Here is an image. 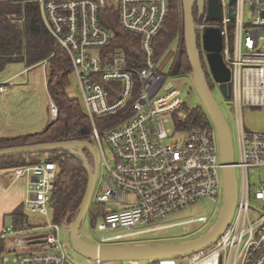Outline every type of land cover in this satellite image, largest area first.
<instances>
[{
    "label": "built area",
    "instance_id": "2783aa9c",
    "mask_svg": "<svg viewBox=\"0 0 264 264\" xmlns=\"http://www.w3.org/2000/svg\"><path fill=\"white\" fill-rule=\"evenodd\" d=\"M36 1L46 29L72 61L81 104L92 124L93 148L97 145L100 149L108 170V188L97 194L94 191L92 202L104 206L113 201L123 208L105 210L99 230L109 235L102 237L100 245H121L171 227L165 220L173 213L204 198L216 201L222 191L224 197L217 130L211 124L186 127L192 110L182 101L180 88L168 83L175 76V64L168 77L163 70L169 60L163 64L162 56L155 57L154 40L167 20L168 0ZM221 6L220 22H203L197 28L200 36L208 27L221 30L222 55L231 70L230 100L237 130L235 168L242 174L241 181L238 179V205L230 226L210 249L185 259H159L149 264H264V210L256 211L250 204L253 190L249 174L251 168L264 166V131L246 129L243 114L244 108L264 107V0H237L233 19L228 15V0H221ZM107 7L117 10L121 28L140 38L142 64L130 60L124 50L111 48L115 36L100 23V12ZM246 7L253 9V20L248 24L244 19ZM211 81L220 87L213 77ZM13 86L0 84V94ZM130 102L131 112L125 120L105 130L97 127V119L125 111ZM50 114L53 120L58 116L52 100ZM169 121L173 131L167 129ZM105 147L112 154L114 166L106 160ZM57 172L55 163L15 170L17 179L28 177L24 202L27 216L52 215ZM259 189L254 199L262 202L264 182ZM252 210L257 214L255 220L250 218ZM189 222L208 220L203 217ZM64 225L52 222L43 226L27 219L18 226L4 227L0 241L6 254L13 256L12 264H77L58 240ZM2 262L8 264L9 259L4 257Z\"/></svg>",
    "mask_w": 264,
    "mask_h": 264
},
{
    "label": "trees",
    "instance_id": "16d2710c",
    "mask_svg": "<svg viewBox=\"0 0 264 264\" xmlns=\"http://www.w3.org/2000/svg\"><path fill=\"white\" fill-rule=\"evenodd\" d=\"M181 0H168V16L162 31L154 40L155 57L161 56L168 50L173 40L181 37L183 32V12ZM25 17L23 25H12L7 15ZM101 25L113 32L115 40L111 43L112 49L124 50L130 60L137 64L142 58V43L138 36L132 35L121 28L119 14L112 7L100 12ZM203 22L210 24L206 17H200L195 10L196 26ZM199 47H202L201 36L198 33ZM182 45L175 63V76H192L191 64L186 53L185 41ZM49 60L47 90L51 100L58 107V116L45 130L35 134L21 135V137L0 138V148L21 147L23 145H36L51 142L87 141L94 145L92 140V124L82 104L68 95V86L73 74V65L67 52L60 48L56 39L44 25L40 13V6L36 0H10L0 3V72L10 64L25 63L28 68ZM140 62V63H139ZM204 71L207 74L209 86L213 88L205 58L203 57ZM130 102L125 111L97 119L96 124L100 130L125 120L131 112ZM210 121L204 107L194 109L189 114L186 127L206 126ZM90 160V152L86 150ZM43 163H55L58 172L52 191V216L56 224L71 223L79 215L81 205L86 196L89 184L88 172L82 159L69 151H54L36 155H21L6 157L0 160V171H12L22 167H34ZM91 206V205H90ZM90 209V208H89ZM92 211L93 223L104 217L105 210L102 205L94 203ZM90 212V211H89ZM14 225H20L28 219L23 207L17 208L12 214ZM6 252L5 245L0 241V256ZM152 264V263H151Z\"/></svg>",
    "mask_w": 264,
    "mask_h": 264
},
{
    "label": "rangeland",
    "instance_id": "374dc122",
    "mask_svg": "<svg viewBox=\"0 0 264 264\" xmlns=\"http://www.w3.org/2000/svg\"><path fill=\"white\" fill-rule=\"evenodd\" d=\"M182 8V0L180 2ZM245 23H251L253 20V9L250 7L245 8L244 15ZM184 37V28L181 37L172 41L168 50L162 55L161 63L165 64L166 60H169L164 67L163 72L169 77L173 65L176 62V54L182 45L181 39ZM202 44V41H201ZM169 58V59H168ZM25 67L23 64H10L0 72V84L12 83L14 86L8 88L5 96H0V138L10 137L13 135L21 134H34L46 129L47 123L50 119H53L50 114V99L48 90H46V75L44 73V67H34L26 73H21L15 78L11 77L16 74L19 69ZM4 80V81H3ZM212 80V76H211ZM174 83L182 91L181 99L187 103L190 110L203 107L202 101L197 93L196 87L192 76H173L169 78L168 83ZM213 85V95L217 102L220 104L223 115H225L228 124L233 133V144H236V132L235 129V115L232 111L231 100H225L220 87ZM68 95L72 99L78 100L81 103V90L78 89L76 76L72 74L70 79V85L67 88ZM244 125L246 129L253 132L264 131V107L259 109L244 108ZM210 124L213 126L210 116L207 114ZM55 121V120H54ZM167 129L173 131L174 125L172 121L167 123ZM235 138V140H234ZM99 156V175L98 182L95 189V194L108 188L106 179H108V170L104 164L103 156L95 146ZM106 160L114 166L112 154H110L108 148L105 147ZM90 163H92V157L90 155ZM238 179L241 181V170L237 169ZM251 189L253 190L252 199L250 204L256 211L262 212L264 210V201L260 202L254 199V194L259 191L261 182H264V166L258 168H251L249 170ZM131 199V198H130ZM223 191L220 193L219 198L216 201L210 198H204L202 201L194 205L188 206L186 209L173 213L165 221V225L171 226L158 230L157 232L146 233L138 238H131L121 245H173L175 243H188L202 238L205 234L209 233L215 225L218 223V218L223 210ZM94 202L91 203L90 212L83 219L82 226L79 230V237L83 241H86L93 245H99L102 243V237L108 236V232H102L99 227L103 224V218L99 217L96 222L93 223L92 211L94 210ZM103 209L120 211L123 208L119 207L113 201L102 206ZM256 212L253 210L250 213V218L255 220ZM30 221L40 223L43 226L51 225L53 222V216L50 214L48 217L35 216L28 214ZM205 217L208 222H189L191 220H198ZM188 223V224H187ZM58 240L63 244L65 252L68 257L77 264H95L91 259L83 256L76 244L70 239V232L64 228H61L58 233ZM9 259L8 264H12L13 256L11 254H4ZM182 263V260H178ZM0 264L2 262V256H0ZM102 264H129L127 261H114V262H102ZM139 264H149V261H140Z\"/></svg>",
    "mask_w": 264,
    "mask_h": 264
},
{
    "label": "water",
    "instance_id": "95a60500",
    "mask_svg": "<svg viewBox=\"0 0 264 264\" xmlns=\"http://www.w3.org/2000/svg\"><path fill=\"white\" fill-rule=\"evenodd\" d=\"M237 0H228V10L230 19L234 18L233 5ZM199 11L200 17L212 22H220L223 17L221 0H182L184 41L186 53L189 57L192 71V79L197 93L202 101L206 113L210 116L215 130H217L220 145V160L224 166L223 175V210L215 227L202 238L188 243H175L173 245H114L103 246L93 245L83 241L79 237V230L83 219L90 211L94 191L99 175V156L92 144L87 141H66L51 142L36 145H23L21 147L0 148V160L6 157L21 155H36L39 153H51L54 151H69L82 159L88 172L89 184L86 196L80 207L79 215L67 226L70 232V239L76 244L83 256L94 262H114V261H137L154 262L159 259H185L191 255L204 252L213 247L223 236L232 222L233 214L237 207L239 189L238 174L235 168V145L233 144V133L228 121L223 115L220 104L215 99L212 87L209 86L207 74L204 71L203 56L199 49L198 28L195 24V10ZM202 48L206 53V64L216 83L220 85V90L225 100L232 97V85L230 83L231 70L227 68L222 50L224 40L221 30L217 27H208L201 36ZM86 150L90 152L92 164Z\"/></svg>",
    "mask_w": 264,
    "mask_h": 264
},
{
    "label": "crops",
    "instance_id": "0c3cea01",
    "mask_svg": "<svg viewBox=\"0 0 264 264\" xmlns=\"http://www.w3.org/2000/svg\"><path fill=\"white\" fill-rule=\"evenodd\" d=\"M10 0H0V3L2 2H9ZM9 23L15 26L23 25L25 23V17L22 14L21 17H15L14 15H7L6 16ZM23 64L25 67H22L17 71L16 74L12 75L9 78H6L4 80H8L10 78H15L19 76L21 73H26L31 69H34V67H44V73L46 75V90H47V82H48V68H49V60H45L44 62L34 66L33 68H28L25 63H19ZM18 64V65H19ZM3 80V81H4ZM1 95V97L5 96ZM49 95V92H48ZM49 99L51 101L50 95ZM53 119H50V122L47 123V127L53 122ZM46 127V128H47ZM35 134V133H34ZM25 135V134H21ZM21 135H13L10 136L11 138L15 137H21ZM7 137V136H6ZM15 170L12 171H0V232L4 227H8L11 225H14L13 219L11 217V214L19 207H23V203L26 199V190L28 186V177H22L20 179H17L14 176ZM26 213V212H25ZM29 219V217H28ZM30 220V219H29ZM32 222V221H31ZM7 252V251H6ZM6 254V253H4ZM2 256V259L6 256Z\"/></svg>",
    "mask_w": 264,
    "mask_h": 264
},
{
    "label": "flooded vegetation",
    "instance_id": "af4514ba",
    "mask_svg": "<svg viewBox=\"0 0 264 264\" xmlns=\"http://www.w3.org/2000/svg\"><path fill=\"white\" fill-rule=\"evenodd\" d=\"M206 1H208V0H206ZM199 49H200V52H201V56H203L204 58H205V60H206V53L203 51V49H202V47L200 48L199 47Z\"/></svg>",
    "mask_w": 264,
    "mask_h": 264
}]
</instances>
